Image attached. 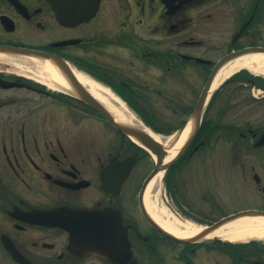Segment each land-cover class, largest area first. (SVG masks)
Wrapping results in <instances>:
<instances>
[{
    "label": "flooded vegetation",
    "instance_id": "1",
    "mask_svg": "<svg viewBox=\"0 0 264 264\" xmlns=\"http://www.w3.org/2000/svg\"><path fill=\"white\" fill-rule=\"evenodd\" d=\"M78 1L95 12L63 26L49 0H0V49L63 57L115 94L154 102L177 81L189 87L195 73L205 82L229 51L264 47V0H70L74 14ZM124 56L134 65L111 61ZM26 68L0 63V264H264V239L197 243L158 230L144 202L151 157L75 91ZM249 132L252 143L262 133ZM206 134L204 151L216 146ZM188 162L163 177L178 193ZM260 163L250 164L259 175L250 189L258 194L252 208L264 210V153ZM94 208L109 213L102 238L77 231L74 212Z\"/></svg>",
    "mask_w": 264,
    "mask_h": 264
},
{
    "label": "rangeland",
    "instance_id": "2",
    "mask_svg": "<svg viewBox=\"0 0 264 264\" xmlns=\"http://www.w3.org/2000/svg\"><path fill=\"white\" fill-rule=\"evenodd\" d=\"M173 43L174 40H170L166 45ZM122 58L124 61L117 60V58L114 61L111 59V61L116 64L123 62V64L134 65V61L128 60L127 56ZM194 79L195 81H192L189 87L186 82L177 81V84L164 90L165 98L157 96L154 102L142 103L144 108L154 114L155 123L171 128H178L181 125V122L187 117L188 107L196 98L200 88L197 73H195ZM251 91V85L230 83L222 91L224 94L220 101L215 103L216 105L208 111L206 117L212 121L218 116L219 108L225 107L227 112L223 113L221 121L231 122L233 126L242 129L262 128L264 126V91L259 93L253 91L257 97H254ZM211 142L216 145L213 147L214 149L197 150L186 156L185 159L191 162H188L189 166H184L185 172L181 182L177 179L181 186L179 188L180 193L177 192L175 197L181 210L186 211L192 218L203 221L216 218V216L219 217L222 213L226 214L237 209L252 210V207L257 206V192L251 191L250 188L247 189L254 184L250 164L261 165L258 154L264 153V147L254 149V151L251 149L250 137L237 139L233 145L229 141L214 138ZM204 153H206L205 157L203 156ZM203 158L219 159L222 162H210L208 165L212 164L211 167H201L202 162L200 160ZM232 159L236 162L232 163ZM230 160L232 164H230ZM149 169L150 166L147 171ZM203 171L207 172L204 173ZM165 194L168 200L164 197ZM165 194L163 185H161L157 199L166 203L172 211L180 212L183 215V212L179 210L180 208H177L175 201L169 198L167 192Z\"/></svg>",
    "mask_w": 264,
    "mask_h": 264
},
{
    "label": "bare ground",
    "instance_id": "3",
    "mask_svg": "<svg viewBox=\"0 0 264 264\" xmlns=\"http://www.w3.org/2000/svg\"><path fill=\"white\" fill-rule=\"evenodd\" d=\"M0 63L15 64L18 66L24 65L27 67L26 71L29 74L34 75L47 85L75 93L68 78L50 58L44 59L43 57L15 56L0 53ZM241 69H247L252 73L264 76V53L260 51L247 53L226 62L215 74L209 92H212L221 84L220 82ZM72 70L77 78L76 80L109 111L116 122L134 128H141L163 145L166 149L163 162L171 160L176 155L179 148L192 132L193 123L191 120L175 135L162 137V135L152 132L148 127L135 119L125 103L115 94L111 93L109 89L89 78L84 73L75 70L73 67ZM132 138L136 140L134 137ZM161 175L162 171H159L145 188L144 202L147 213L158 223L157 225L167 230L173 236L178 238H194L197 234L199 236V232L202 231L201 226L179 217L166 203L157 199ZM217 237L230 241L246 240L253 237L264 238V214H245L239 216L201 235L198 237V241L211 240Z\"/></svg>",
    "mask_w": 264,
    "mask_h": 264
},
{
    "label": "water",
    "instance_id": "4",
    "mask_svg": "<svg viewBox=\"0 0 264 264\" xmlns=\"http://www.w3.org/2000/svg\"><path fill=\"white\" fill-rule=\"evenodd\" d=\"M53 2V5L55 7V10L57 12V16L58 19L65 24H69L70 23V5L69 3H65L63 0H51ZM10 51L12 52H17V53H23L25 55L28 56H44V58H50L51 60H53V62L62 70V72L65 74V76L68 78L69 82L71 83V85L73 87H75V89L83 96V99L89 103L90 105H92L94 108L99 109V111L112 123L114 124L117 128H119L123 133H125L127 136L130 137H134L135 139H137V141H139L143 146H145L146 148H148L151 152H153L157 157V165L156 168L154 169V171L146 178L145 184L148 183V181L150 179H152L151 177L153 176V174L159 169V168H164L166 167L168 164H164L162 165V159L165 155V149L163 148V146H161V143H159L158 141H156L153 137H150V135L145 132L143 129L141 128H134L131 126H127L124 124H119L118 122L115 121V119L113 118V116L109 113V111L96 99L94 98L89 92L88 90H86L78 80H76V77L74 76L73 72L67 67L66 62L61 61L60 59L56 58V57H48L45 56L44 53L38 52V51H34V50H26V49H11ZM264 52V48H259V47H254V48H246L243 49L241 51H237L234 53H231L227 56H225L224 58H222L219 63H217L213 69V72L218 69L222 63H224L227 59L231 58V57H236L245 53H249V52ZM211 77V76H210ZM211 81V80H210ZM210 81L208 80L207 83H205V87L202 91V93H200V96L196 102V104H194V108L192 110V113L189 117V119L186 121V124L189 120L192 121L193 123V127H192V132L190 133V135L188 136V139L185 141L184 146H182V148L180 149V151L178 152L177 156L175 159H177L182 153L183 151L187 148L188 144L192 141V139L194 138V136L196 135L199 126H200V121H201V114L203 112V108H204V104L207 98V91L209 89V84ZM185 124V125H186ZM184 128V125L183 127ZM264 143V132L263 134L260 136L259 140L257 142H255V145H261ZM174 159V160H175ZM173 160V161H174ZM262 212H258V211H241L238 212L237 214H232V215H228L227 217L222 218L221 220L217 221V223H214L212 226H209V228L206 229V232L213 230L217 227H219L220 225H222L223 223L230 221L232 219L237 218L238 216H242V215H247V214H260ZM76 217L79 220V223H83L86 225H83L82 229L85 232H99L102 233L101 229H97L95 226H91L90 224H98V223H102V212L101 211H87L85 212H80L78 211L76 213ZM93 218L90 219L88 218L90 215H93Z\"/></svg>",
    "mask_w": 264,
    "mask_h": 264
},
{
    "label": "trees",
    "instance_id": "5",
    "mask_svg": "<svg viewBox=\"0 0 264 264\" xmlns=\"http://www.w3.org/2000/svg\"><path fill=\"white\" fill-rule=\"evenodd\" d=\"M238 76L245 78V79H253L254 82L259 85V86H264V79H260L259 77H252L250 74H248L247 72H243L241 71L240 74H237ZM129 100V99H128ZM131 101V100H129ZM132 108H134L136 111L138 112H145V110L143 108H141L139 105H137L136 103L128 102ZM144 121H146L149 125H151L155 130L159 131V132H163V131H168L167 129L160 127L159 125H157L155 123V119L153 117H151L150 115H144ZM203 132V127H201L199 133H198V137L200 136V134Z\"/></svg>",
    "mask_w": 264,
    "mask_h": 264
}]
</instances>
